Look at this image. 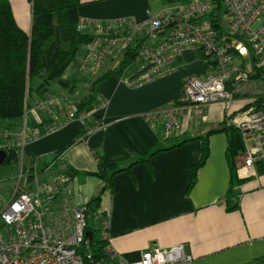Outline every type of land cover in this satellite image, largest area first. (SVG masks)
<instances>
[{
  "label": "crops",
  "instance_id": "1",
  "mask_svg": "<svg viewBox=\"0 0 264 264\" xmlns=\"http://www.w3.org/2000/svg\"><path fill=\"white\" fill-rule=\"evenodd\" d=\"M9 1L17 23L28 31L30 0ZM166 6L163 0H81L77 12L82 30L91 34L97 22L107 25L113 19L126 17L140 23ZM124 50L103 60L97 71L90 74L82 70L90 45H81L43 96L36 93L29 96L21 119L0 120V142L20 140L25 127L36 129L37 135L22 143L14 160L25 164L33 158L39 162L33 163L38 167L48 165L37 177L38 185L55 176L62 167L75 170L77 173L70 183L73 205H86L98 193L101 180L91 173L99 168L110 164L125 166L156 148L181 143L155 154L149 165L140 163L130 171L117 174L113 189L100 194L99 207L92 215V223L88 219V226L97 233L104 229L107 246L127 262L136 260L141 252L178 245L192 258L183 264H264V175L239 177L244 182L240 186L238 209L224 210L229 170L225 159L226 135L222 132L209 135V156L188 189L190 167L201 156V136L219 129L223 123L218 108L210 107L206 121L198 127L187 120L181 133L171 139L179 138L167 145L159 130L152 128L145 118L147 113L164 108L178 95L177 81H181L178 73L140 86H128L122 81L134 73L125 76L127 72H123V78V74L111 75L99 83V100L84 110L90 126L68 118L75 102L88 93L92 80L119 65ZM191 51L182 53L181 70L187 72L188 65L195 63L203 68L189 72L202 73L205 63ZM59 82L68 86L62 87ZM45 98L55 99L57 104L43 106ZM50 124L60 126L47 133ZM201 125L207 129L205 134H199ZM92 126L88 133L86 130ZM61 148L66 149L56 156L55 152ZM62 207L59 198L50 206L52 211Z\"/></svg>",
  "mask_w": 264,
  "mask_h": 264
},
{
  "label": "built area",
  "instance_id": "2",
  "mask_svg": "<svg viewBox=\"0 0 264 264\" xmlns=\"http://www.w3.org/2000/svg\"><path fill=\"white\" fill-rule=\"evenodd\" d=\"M215 7L213 0H184L168 4L144 22L126 17L113 19L107 25L97 22L82 70L95 73L103 60L114 57L144 35L147 39L133 61L136 71L122 80L125 85L140 86L179 73L182 53L197 49L205 71L183 76L178 95L145 118L163 139H171L181 133L187 120L198 127L206 121L209 108L217 107L222 121L225 119L226 125L241 133L244 151L236 158L235 169L238 177L249 178L256 173L254 160L264 159V112L250 105L230 119L225 115L235 109L236 95L243 86L264 85V0H222L219 12ZM49 104L57 102L45 98L43 106ZM67 116L78 119L83 126L88 117L85 112L76 113L75 107ZM59 126L50 124L46 132ZM36 135V129L25 127L20 140L0 142V150L13 148L17 156L22 143ZM18 169L9 193L0 194V264H108L95 257L92 235L86 237L85 205L71 203L72 179L65 169L39 185V175L25 182L23 161H19ZM57 198L63 207L52 211L50 206ZM97 238L105 241L103 252L113 264L192 261L181 246L174 245L141 252L136 260L127 262L107 246L104 229Z\"/></svg>",
  "mask_w": 264,
  "mask_h": 264
},
{
  "label": "trees",
  "instance_id": "3",
  "mask_svg": "<svg viewBox=\"0 0 264 264\" xmlns=\"http://www.w3.org/2000/svg\"><path fill=\"white\" fill-rule=\"evenodd\" d=\"M184 0H163L165 4ZM215 10L220 11L222 0H213ZM31 17L30 29L24 30L16 21L9 0H0V120H19L24 114V108L29 96L36 94L43 96L50 83L62 75L65 68L72 61L78 48L83 44H89L93 39L92 34L85 33L81 28L77 9L81 0H30ZM146 36H141L130 44L125 50L121 62L115 68H111L98 75L89 85L88 93L75 102L76 113L84 112L92 104L99 100V83L111 75L121 76L125 68L131 64L138 55ZM62 87L67 83L59 82ZM255 105L256 109L264 112V96L253 98L244 102L241 107L234 109L225 115L230 119L234 113ZM217 130H209L205 136H201V156L190 167L191 179L188 189L197 179V170L209 156L208 137L219 131L226 135L225 159L229 170V184L223 197V208L226 212L238 209V200L241 194L240 186L244 180L236 174V158L244 151V143L240 131L232 125H226L225 119ZM91 121H85V127L90 126ZM85 130V128H84ZM166 141V139H162ZM181 144V143H180ZM180 144L155 150L139 155L125 166L110 164L91 173L101 180L98 193L85 205V217L87 228L91 231L93 250L96 259L104 263L113 264L103 252L105 241L96 236V231L88 226V219L92 218L99 207L100 194L105 190H112L117 174L130 169L140 163L149 165V160L160 151H166ZM66 148L55 152L59 156ZM100 159V156H96ZM39 162L33 158L27 159L25 166V182H31L40 175L47 164L40 167L33 163ZM254 167L257 175H264V159H255ZM66 175L73 179L77 173L75 170L62 167Z\"/></svg>",
  "mask_w": 264,
  "mask_h": 264
},
{
  "label": "rangeland",
  "instance_id": "4",
  "mask_svg": "<svg viewBox=\"0 0 264 264\" xmlns=\"http://www.w3.org/2000/svg\"><path fill=\"white\" fill-rule=\"evenodd\" d=\"M168 4H172V3H168ZM191 52L193 53L194 56L196 55L199 59L200 52L197 49H195ZM102 63H103V61L99 64L98 67H100V65ZM193 64H195V63H193ZM193 64L188 65V69H186L188 73L186 71H184V69H183L177 74L178 77L181 78V81L178 79L177 86L181 87L183 76L197 73V72H189L191 69L201 70L203 68V65L200 66V65H193ZM136 68H137V66L135 65L134 62L129 64L124 70V74H125V72H127V74L125 76L129 75L128 72L129 73H135L134 71L136 70ZM124 74H123L122 78L125 77ZM174 81H175V78H173V80H171V82H169L170 87L173 86ZM243 87L245 89H241L240 93H238L236 95V97H239V98H236V99H238V102L235 105V109H238L239 107H241V105L244 102L252 101L253 98H258L260 96H264V85L256 83L255 85H251V86L245 85ZM247 97H248V100H247ZM251 97H252V99L249 100ZM217 112H219L218 109H217ZM201 124H203V123H201ZM206 131H207V129H205V127L203 125H201L199 134H205ZM215 133H218V132H214L212 134H215ZM222 134H225V133L222 132ZM178 138L179 137H176L174 139H168L164 143H165V145L174 143ZM249 144L252 145V141H249ZM18 165H19L18 160H12L11 162H6V163H3L0 165V193L1 194L5 195L10 190V188L12 187V185L16 179V175L18 174V170H19ZM92 221H93V218L90 219L91 223H92ZM96 235L98 236L97 232H96Z\"/></svg>",
  "mask_w": 264,
  "mask_h": 264
},
{
  "label": "water",
  "instance_id": "5",
  "mask_svg": "<svg viewBox=\"0 0 264 264\" xmlns=\"http://www.w3.org/2000/svg\"><path fill=\"white\" fill-rule=\"evenodd\" d=\"M226 42H229V41L226 40ZM15 157H16V151L13 148L8 149L6 151L0 150V165L5 163V162H11L12 160L15 159ZM86 237L91 238V232L90 231H87Z\"/></svg>",
  "mask_w": 264,
  "mask_h": 264
}]
</instances>
